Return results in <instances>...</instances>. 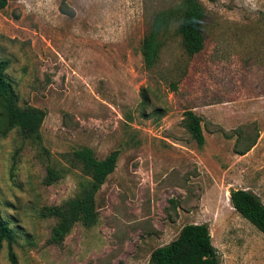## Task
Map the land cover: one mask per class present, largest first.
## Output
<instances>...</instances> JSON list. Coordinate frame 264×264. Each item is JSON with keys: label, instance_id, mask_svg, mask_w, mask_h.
I'll list each match as a JSON object with an SVG mask.
<instances>
[{"label": "rangeland", "instance_id": "1", "mask_svg": "<svg viewBox=\"0 0 264 264\" xmlns=\"http://www.w3.org/2000/svg\"><path fill=\"white\" fill-rule=\"evenodd\" d=\"M180 2L8 0L0 10L17 104L45 114L35 140L3 133L0 107V212L16 264H152L188 223L208 225L219 264H264V234L229 201L243 188L264 204V0H198L203 49L189 57L173 22L147 65L154 16ZM84 147L98 159L117 150L116 166L95 193L96 224L77 221L55 241L48 212L76 194L72 155ZM0 264H10L5 242Z\"/></svg>", "mask_w": 264, "mask_h": 264}, {"label": "trees", "instance_id": "2", "mask_svg": "<svg viewBox=\"0 0 264 264\" xmlns=\"http://www.w3.org/2000/svg\"><path fill=\"white\" fill-rule=\"evenodd\" d=\"M8 0H0V10ZM204 10L198 0H181L174 8L158 12L153 19L149 33L142 42V55L147 65L156 59L161 41L160 32L173 22L177 23V33L189 57L200 52L204 47L202 22ZM9 62L0 59V107L4 114L3 133L18 129L24 138L40 139L39 128L44 119V111L38 107L17 104V95L12 82L6 75ZM191 119L189 129L198 144L204 142L200 121L191 111L187 112ZM243 154V153H242ZM73 159L80 165L83 178L78 183L76 194L57 207L49 210V214L59 218L54 227L52 239L61 241L72 225L80 221L85 226H93L97 221L95 193L107 176L116 166L118 151L110 152L104 159H98L93 151L80 148L73 152ZM58 172L48 168L47 182L58 178ZM229 201L233 209L253 224L264 234V204L254 192L237 188L229 192ZM15 236L8 221L0 212V249L5 242L8 246L10 264H16L12 250ZM152 264H219L218 254L211 240V233L206 223H188L182 226L177 237L169 243L155 248L150 254Z\"/></svg>", "mask_w": 264, "mask_h": 264}, {"label": "crops", "instance_id": "3", "mask_svg": "<svg viewBox=\"0 0 264 264\" xmlns=\"http://www.w3.org/2000/svg\"><path fill=\"white\" fill-rule=\"evenodd\" d=\"M258 145V143H256V145L255 146H257Z\"/></svg>", "mask_w": 264, "mask_h": 264}]
</instances>
